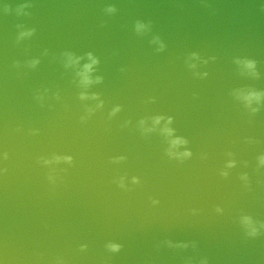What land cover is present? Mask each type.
<instances>
[{
  "label": "water",
  "instance_id": "obj_1",
  "mask_svg": "<svg viewBox=\"0 0 264 264\" xmlns=\"http://www.w3.org/2000/svg\"><path fill=\"white\" fill-rule=\"evenodd\" d=\"M0 264H264V0H0Z\"/></svg>",
  "mask_w": 264,
  "mask_h": 264
}]
</instances>
